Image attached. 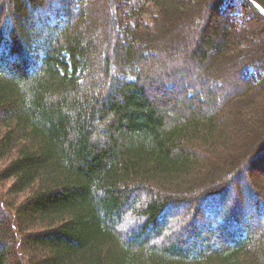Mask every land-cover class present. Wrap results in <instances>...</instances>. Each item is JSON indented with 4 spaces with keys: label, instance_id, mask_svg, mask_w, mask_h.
<instances>
[{
    "label": "trees",
    "instance_id": "16d2710c",
    "mask_svg": "<svg viewBox=\"0 0 264 264\" xmlns=\"http://www.w3.org/2000/svg\"><path fill=\"white\" fill-rule=\"evenodd\" d=\"M127 1L0 0V264H264V16L208 0L187 59L195 0Z\"/></svg>",
    "mask_w": 264,
    "mask_h": 264
},
{
    "label": "rangeland",
    "instance_id": "374dc122",
    "mask_svg": "<svg viewBox=\"0 0 264 264\" xmlns=\"http://www.w3.org/2000/svg\"><path fill=\"white\" fill-rule=\"evenodd\" d=\"M144 1L146 0H128L127 3L129 4V7L132 8V7H137V6H144ZM196 2H192L189 7H190V10L192 9V11H188V14H183V16H180L178 17L176 20H177V26L179 27V30H178V33H179V38L182 37V38H188L186 40V44H184L186 47L185 48H188V52L186 53L185 52V55L184 57H186L187 59L188 58H191V55L189 54L191 50L194 49V44H193V40L195 38V35L198 34L201 30L199 28H201L202 24H205L206 21H207V18L210 16V13H211V10H212V3L210 1L207 0H195ZM243 1L244 0H226L224 3V9H230V6L232 5V11L234 14L236 15H243L245 13V9L243 7ZM149 5V4H148ZM213 13V12H212ZM197 15V16H196ZM147 17V16H145ZM190 17V18H189ZM149 18L147 17V20ZM191 19V20H190ZM209 19V18H208ZM104 23H102V26H103ZM184 25V27L181 28V26ZM176 26V27H177ZM175 25H172L171 29H174ZM175 27V28H176ZM263 26L261 24V28L260 30H253V32H250L249 37H248V41H254V43H259L261 42V40L264 39V30H263ZM106 34V33H105ZM175 34V33H174ZM174 34L173 36H171V38H174ZM252 39V40H251ZM160 41V39L157 38V44L158 46L160 44H162V42H158ZM99 43L101 45L104 44V38H100V41ZM253 43V42H251ZM189 44V45H188ZM174 42L170 44V46H168V48H166L161 54H158L160 55V58H157V59H152L150 60L151 63H154L156 62L157 60H167L168 58H174L175 56H173L172 54L176 53L174 52L175 50L171 49V48H174ZM211 54L212 52H210L209 54V60H207V63H210L213 61V58L211 57ZM182 57V55H179L178 53H176V57ZM206 66V65H205ZM204 65L200 66V65H197L196 66L194 65V67H192V69H194V71L198 70V71H203L204 70ZM102 71V68L100 67L99 69V72ZM186 71H189V68L186 69ZM234 73V71H228L227 75L228 76H233L232 73ZM231 73V74H229ZM100 74V73H99ZM189 78L191 79V81H195V82H198L197 85H194V88L197 90V91H202L204 89V87H207L208 85H202L200 83V81H202V78H200L199 75H196L195 73H190L188 74ZM225 75V74H224ZM227 76V77H228ZM234 76L236 80H234L235 82H231L229 81V83H225L229 86L227 89L224 88L220 91V96L218 98V103L220 105L221 102H223L227 96H229L230 94L232 93H238L240 91H244L246 90V86L247 84H245L243 81H239L238 79V73H234ZM233 76V77H234ZM226 77V76H225ZM224 78V77H223ZM238 79V80H237ZM190 81V82H191ZM223 81V79H222ZM210 83V86L214 85V83L211 81L209 82ZM224 81H223V85H225ZM246 85V86H245ZM264 90V89H263ZM177 101H181L180 102V106H183V105H187L186 100L183 99V95L180 93L179 94V97H176ZM193 101V100H191ZM259 102V101H258ZM261 103V102H260ZM256 104V105H255ZM254 105L256 106V108L258 109L257 105L258 103H255ZM261 106H264V102L263 104H261ZM264 109V107L262 108ZM249 125V123H247ZM257 134V132L255 133ZM259 136L257 137L256 136V139L253 141L254 136H252V134L250 135V139L252 138V143L254 142V144H256V149H254L255 151H253L252 155H251V159L252 157L254 156V160L252 161V168L250 170H246L245 173H246V179L247 181L249 182V180H252L253 182L254 181H257V185H261V186H264V140L262 141V137L264 136V121H263V124L260 128V131H259ZM248 136L247 138L245 139L246 142H248ZM253 144V145H254ZM260 144V145H259ZM259 145V147H257ZM243 148H244V144L241 145ZM242 151V150H240ZM220 159V158H219ZM217 161H220L218 159H216ZM217 163V162H216ZM215 163H213V165L211 164L206 170V173L208 174L209 172H211V168L214 166ZM209 165V164H208ZM218 165V164H217ZM237 175V174H236ZM235 176H233L232 178L234 179ZM206 178H210V176H206ZM229 178L228 176L226 177V179ZM225 179V180H226ZM236 179V178H235ZM229 180H231L229 178ZM227 181V180H226ZM235 185L237 187H240V190H242L241 186H240V183L237 181L236 179V182H234ZM11 184V181H5V182H1L0 183V203L2 200V197H4L3 195L7 194L8 193V189H9V186ZM219 188H227L228 185H227V182L225 183H221L220 185H218ZM230 192V190H227ZM22 199V195H18L17 197H15V200H17V202H19L20 200ZM14 201H11V203L15 202ZM3 204V202L1 203ZM185 206V205H184ZM181 210H187V207H180ZM184 208V209H183ZM0 213L7 216V218L9 217L10 219V223L13 222V213L11 212V209H9V207L6 208V206H1L0 205ZM9 209V210H8ZM233 231H231L232 233ZM234 233V232H233ZM17 239H19L18 236H16ZM21 253L20 251L17 252V254Z\"/></svg>",
    "mask_w": 264,
    "mask_h": 264
},
{
    "label": "water",
    "instance_id": "95a60500",
    "mask_svg": "<svg viewBox=\"0 0 264 264\" xmlns=\"http://www.w3.org/2000/svg\"><path fill=\"white\" fill-rule=\"evenodd\" d=\"M244 1H247L264 16V7L260 3H258L256 0H244Z\"/></svg>",
    "mask_w": 264,
    "mask_h": 264
}]
</instances>
